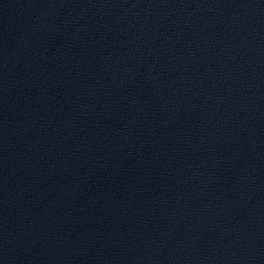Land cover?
Listing matches in <instances>:
<instances>
[{
  "label": "water",
  "instance_id": "95a60500",
  "mask_svg": "<svg viewBox=\"0 0 264 264\" xmlns=\"http://www.w3.org/2000/svg\"><path fill=\"white\" fill-rule=\"evenodd\" d=\"M0 264H30L10 255L0 252Z\"/></svg>",
  "mask_w": 264,
  "mask_h": 264
}]
</instances>
